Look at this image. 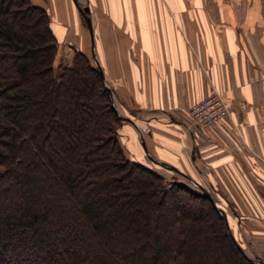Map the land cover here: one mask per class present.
<instances>
[{
  "label": "trees",
  "instance_id": "1",
  "mask_svg": "<svg viewBox=\"0 0 264 264\" xmlns=\"http://www.w3.org/2000/svg\"><path fill=\"white\" fill-rule=\"evenodd\" d=\"M71 53L45 8L0 0V264H256L221 200L127 157L92 54Z\"/></svg>",
  "mask_w": 264,
  "mask_h": 264
},
{
  "label": "crops",
  "instance_id": "2",
  "mask_svg": "<svg viewBox=\"0 0 264 264\" xmlns=\"http://www.w3.org/2000/svg\"><path fill=\"white\" fill-rule=\"evenodd\" d=\"M32 2L47 10L61 51L91 57V35L73 0ZM78 3L90 8L95 56L119 115L135 123L119 130L127 157L150 161L144 142L184 178L214 186L234 208L225 203L245 253L264 261V0ZM212 91L230 116L199 129L190 111Z\"/></svg>",
  "mask_w": 264,
  "mask_h": 264
},
{
  "label": "built area",
  "instance_id": "3",
  "mask_svg": "<svg viewBox=\"0 0 264 264\" xmlns=\"http://www.w3.org/2000/svg\"><path fill=\"white\" fill-rule=\"evenodd\" d=\"M190 116L195 127L206 129L229 117L230 109L222 95L212 91L210 95L194 105Z\"/></svg>",
  "mask_w": 264,
  "mask_h": 264
},
{
  "label": "water",
  "instance_id": "4",
  "mask_svg": "<svg viewBox=\"0 0 264 264\" xmlns=\"http://www.w3.org/2000/svg\"><path fill=\"white\" fill-rule=\"evenodd\" d=\"M74 1V3L77 5V7H78V9L80 10V12H81V14L84 16V18H85V21H86V23H87V26H88V29H89V32H90V35H91V40H92V58H93V60H94V62H95V65H96V67L100 70V72H101V74H102V76H103V78H104V80H105V77H104V74H103V72H102V70H101V68H100V66H99V63H98V61H97V59H96V56H95V50H94V39H93V30H92V23H91V18H90V8L89 7H87V6H85V7H82L79 3H78V0H73ZM107 90H108V92H109V94H110V96H111V98H112V101H113V91L111 90V88H109L108 86H107ZM114 108H115V106H114ZM119 118H120V120L121 121H125V122H128V123H130V124H134L135 125V123L133 122V120H131L130 118H127V117H122V116H119ZM143 147H144V149H145V152H146V154L148 155V158L155 164V165H159V166H161V167H164V168H167L168 170H170V171H172V172H174V173H179V174H181V172L177 169V168H175V167H168V166H166L164 163H162V162H159V161H157L156 159H154L150 154H149V152L147 151V148H146V146H145V143L143 142ZM197 185V184H196ZM199 187V186H198ZM203 191H204V193L210 198V199H212L213 200V197L210 195V193L209 192H207L206 190H204L202 187H200ZM218 210H219V212L222 214V216L224 217V219H225V221H226V224L228 225V218H227V214L222 210V209H220V208H218ZM232 235V238L236 241V239H235V237L233 236V234H231ZM237 244H238V247L243 251V249H242V247L240 246V244L238 243V242H236ZM252 262H254V263H256V264H264V261L263 260H261V259H250Z\"/></svg>",
  "mask_w": 264,
  "mask_h": 264
},
{
  "label": "rangeland",
  "instance_id": "5",
  "mask_svg": "<svg viewBox=\"0 0 264 264\" xmlns=\"http://www.w3.org/2000/svg\"><path fill=\"white\" fill-rule=\"evenodd\" d=\"M72 53H71V48H66V47H64L63 48V51H61V61L64 63V64H67V65H70L71 64V61L70 60H72L71 58H69V56L71 55ZM70 62V64H68ZM112 90V89H111ZM114 96V95H113ZM113 105L115 106V99L113 98ZM115 109H117L116 108V106H115ZM119 116H121V115H119ZM123 117V116H122ZM128 118V117H127ZM122 122V124L125 122V121H121ZM126 123H128V122H126ZM151 161V160H150ZM149 160H146L145 162H143V164H146V162L149 164V165H151V166H149L151 169H154L156 166H155V164L151 161L150 162ZM140 163V162H139ZM159 166V165H158ZM152 167H154V168H152ZM160 168L159 169H163V170H165V171H167L168 169L167 168H164V167H161V166H159ZM155 171H157L156 169H154ZM168 172L170 173V175H167V174H165V175H163V176H165L166 177V182L168 181V182H173V181H176V182H180V183H183V184H185V185H187V186H189L190 188H192L193 190H197V185L195 184L196 182H194L193 183V181L191 180H189L188 178L186 179V178H184V176L183 175H181V174H179V173H174V172H172V171H170V170H168ZM166 188H168V186H167V183H166ZM203 188H205V187H203ZM206 190H207V192H209L210 193V195L212 194L217 200H221V204H223V206H225V208H226V204H225V201H222L223 199H222V194H220L216 189H214V186L213 187H206L205 188ZM227 209V208H226ZM227 218H228V215H227ZM235 235H237V238H236V236ZM234 235V237H235V239H237L236 241H239V244H241L242 246H243V233L242 232H239V233H237V234H235ZM241 246V247H242ZM243 248V247H242ZM244 249V248H243ZM171 252H173L172 251V249H171ZM253 259V258H252Z\"/></svg>",
  "mask_w": 264,
  "mask_h": 264
}]
</instances>
